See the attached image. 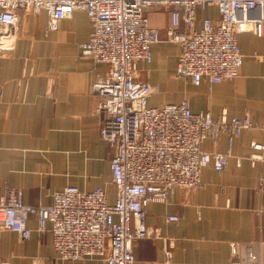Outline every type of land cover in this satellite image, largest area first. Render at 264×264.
<instances>
[{"label": "crops", "instance_id": "0c3cea01", "mask_svg": "<svg viewBox=\"0 0 264 264\" xmlns=\"http://www.w3.org/2000/svg\"><path fill=\"white\" fill-rule=\"evenodd\" d=\"M146 15L161 39L151 48V62L137 66L139 78L154 88L150 106L176 105L186 99L194 113L213 118L222 113L247 115L264 123V24L257 33L237 35L242 65L236 78L193 85L176 77L179 49L166 39L167 9L153 6ZM217 16L214 7L199 13L196 28L202 18ZM47 23L45 11L20 13L14 48L0 55V193L16 188L25 203L45 206L53 192L67 186L82 191L99 187L113 203L112 150L100 138L102 117L95 112L96 98L90 91L108 67L80 55V44L91 32L84 12H73L55 31L47 30ZM158 96L162 103H156ZM253 141L261 143L263 132L244 130L233 140L223 171L209 165L202 169V183L196 189L176 188L167 203L145 207L146 223L158 237L133 243L134 264H164L165 238L173 240L171 264H229L232 243L238 245L245 264L250 257L253 264H264V150H253ZM228 147L226 135L202 145L219 153ZM252 155L260 158L251 163ZM173 215L178 217L175 222L167 219ZM27 227L31 233L25 240L15 232H1L0 264H34V259H40L38 264H103L98 258L60 261L49 223L39 230L31 214Z\"/></svg>", "mask_w": 264, "mask_h": 264}, {"label": "built area", "instance_id": "2783aa9c", "mask_svg": "<svg viewBox=\"0 0 264 264\" xmlns=\"http://www.w3.org/2000/svg\"><path fill=\"white\" fill-rule=\"evenodd\" d=\"M167 9L166 39L178 46L176 77L193 85L202 81L218 84L239 75L242 54L239 33H257L264 24V0H0V54L14 48L20 13L48 15L47 30L82 11L91 32L80 44V55L107 65L104 76L91 84L96 98L95 112L101 115L99 135L112 150L109 163L114 202H108L102 188L82 191L67 186L52 194L49 205H30L22 193L8 188L0 193V234L15 232L30 237L29 215H35L38 229L49 223L56 259L77 261L98 258L103 264H134L135 241L153 236L146 223L149 203H167L176 188L194 190L201 185V171L211 165L223 171L231 156L233 140L244 130L263 132L261 143L251 142L255 151L264 150V123L245 115L213 118L194 113L188 101L176 105L150 106L154 88L138 76V63H150L151 48L161 41L159 32L149 25L146 9ZM214 7L217 19H201L199 13ZM226 135L225 153L208 152L205 140L214 143ZM260 158L250 157L251 163ZM240 164V159H236ZM177 221V216L167 217ZM163 247L164 264H171L172 239ZM40 259H34L38 264ZM250 257L246 264H253ZM3 264V263H1ZM229 264H245L238 245H230Z\"/></svg>", "mask_w": 264, "mask_h": 264}, {"label": "rangeland", "instance_id": "374dc122", "mask_svg": "<svg viewBox=\"0 0 264 264\" xmlns=\"http://www.w3.org/2000/svg\"><path fill=\"white\" fill-rule=\"evenodd\" d=\"M157 95H158V92L154 93L153 96H157ZM162 100H163V97L162 96L156 97V103H162L163 102Z\"/></svg>", "mask_w": 264, "mask_h": 264}]
</instances>
